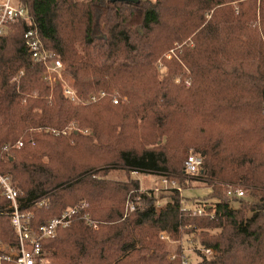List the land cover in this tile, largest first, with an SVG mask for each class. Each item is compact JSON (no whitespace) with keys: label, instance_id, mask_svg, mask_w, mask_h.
Listing matches in <instances>:
<instances>
[{"label":"trees","instance_id":"trees-1","mask_svg":"<svg viewBox=\"0 0 264 264\" xmlns=\"http://www.w3.org/2000/svg\"><path fill=\"white\" fill-rule=\"evenodd\" d=\"M236 1L239 13L229 6ZM20 5L79 99L100 90L127 98L117 105L111 96L73 104L63 85L50 86L32 61L26 23L10 24L0 37V171L17 189L20 210L31 213L33 233L80 202L98 223L93 231L73 219L42 241L44 258L50 264H193L182 248L167 258L164 233L170 241L193 236L200 259L194 264H264V0ZM189 38L192 47L183 44ZM174 44L183 46L158 79L154 64ZM15 77L18 91L10 83ZM190 154L201 164L187 176ZM111 171L158 176L184 189L203 185L209 193L193 204L202 214L183 212L178 192L158 210L138 181L107 179ZM228 188H241L244 196L228 197ZM129 199L134 211L122 220ZM8 205L0 192V242L14 248Z\"/></svg>","mask_w":264,"mask_h":264},{"label":"built area","instance_id":"built-area-1","mask_svg":"<svg viewBox=\"0 0 264 264\" xmlns=\"http://www.w3.org/2000/svg\"><path fill=\"white\" fill-rule=\"evenodd\" d=\"M24 22L26 23L28 29L23 35L24 46L31 56L34 63L41 65L45 69L44 79L47 81H53L54 83L60 82L63 85V94L67 97L73 104H82L78 98L74 89L67 84L62 75L63 65L61 61L56 58L55 54L51 51L45 49L42 41L37 35L34 26V19L31 17L25 8L20 5V0H0V37L5 35L8 31L10 24ZM105 94L102 93L101 97ZM95 95H92L88 101L95 102ZM116 103V101H115ZM33 145V143H32ZM23 146L22 141L16 144V147L20 148ZM5 150L8 147L4 148ZM201 164V159L190 154L184 163L183 173L187 176L195 175L199 171ZM0 192L2 197L8 201L9 205L6 209L7 215H9L11 225L17 235L18 245L14 248L7 247L6 249L12 251L13 255L8 254L6 251L0 249V262L1 261H14L16 264H43L44 252L42 249V241L46 239H53L57 235L58 229H64L68 227L72 219L78 216L79 211L77 208H69L64 211L58 218H54L38 228L36 233H33L30 228L31 213L22 212L18 204V191L13 186L11 179L7 175H3L0 171ZM147 197H155L159 193H173L178 192L180 195L182 193V188L178 185L176 181H169L165 178L161 179V186L153 190H141ZM228 197H243L244 192L241 189L228 188ZM38 206H46L45 202H39ZM84 206H88L85 204ZM134 211V202L130 199L126 203L125 208V218L126 215ZM182 211L187 212L193 216L201 215L202 209L184 206L182 202ZM86 219V217H85ZM89 222V220H87ZM95 228L96 225L92 224ZM162 240H168L166 234H161ZM204 254L208 257L212 256L214 253L212 250H204ZM175 256H172L173 260ZM184 263H186V260Z\"/></svg>","mask_w":264,"mask_h":264},{"label":"rangeland","instance_id":"rangeland-1","mask_svg":"<svg viewBox=\"0 0 264 264\" xmlns=\"http://www.w3.org/2000/svg\"><path fill=\"white\" fill-rule=\"evenodd\" d=\"M156 1L157 0H140V2H142V3H155ZM241 1H247V0H241ZM256 1L258 2V0H256ZM238 3H239V1H236V2L229 4V6H231L232 10L234 11V13H239ZM242 10H245V9H242ZM209 13H213V11L209 12ZM256 13H258V12H256ZM209 18H210V14H207L206 19L208 20ZM190 40H191L190 38L185 40L183 44L188 43V46L192 47V42ZM183 44L182 45L174 44V46L171 50L167 51L165 54H163L155 62L154 68H155L158 79H161L162 76L166 73V63L173 60V59H176V51L179 50L183 46ZM184 72H185V77H186V74H188L189 71L184 69ZM20 74H22V73H19V75ZM45 76H47V75H46L45 69H44V77ZM181 80H182V78L180 76L175 78L174 84L179 85ZM185 81H186L185 86H189V79L185 78ZM47 82L50 86H52L54 84L53 81H50V82L47 81ZM10 83L12 85L13 84L17 85L18 84V78L17 77L12 78L10 80ZM17 91H18V85H17ZM103 91L104 90L95 91V93L93 92L92 95L96 96L95 102H98L101 99L108 97V96L112 97V103L114 105H117L118 103L125 104L127 102V98L121 97V95L115 90L113 91L112 95L107 94L106 92H103ZM102 93L105 94L104 97H101ZM89 99H87V100L80 99V101L82 103L80 105H87L89 103H93V102L88 103V101H92ZM115 101H116V103H115ZM74 129L77 132L79 131L76 128H74ZM80 132L83 133L84 135H89V136L91 135V133L87 130L80 131ZM20 141H22L24 143L23 140H20ZM192 152H193L192 150L189 151V153H192ZM106 178L110 179V180H116V181H126L128 179H133V180L138 181L140 188L142 190H153L155 188H159L161 186V179H162V178L160 179L158 176H152V175L146 176V175L135 174V173L127 175L123 171H111L106 176ZM181 188H182V193H181V195L180 194L179 195L181 198H183V205L184 206L193 207V204H195V203H203L204 197L209 193V189L204 187L203 185H196L193 187L190 185H187L186 189H184L183 187H181ZM171 195H172V193H168V192L164 193L163 192V193H159L155 196L156 206H157L158 210L163 208L166 205V203H168L170 201ZM85 204H87L88 206H84ZM234 206L238 207L237 204H234ZM71 208H77L79 211L78 216L75 218H78L79 220L84 221L87 224V226L90 227L93 231H96L98 229V223L93 221L90 217V206L87 202H80ZM125 208H126V206H125ZM124 213H125V210H124ZM85 217H86V219H85ZM124 219H125V215L123 216L122 220H124ZM87 220H89V222H87ZM72 221H73V219H72ZM93 223H94V225H96V228L92 225ZM159 239H161V235H159ZM162 241L165 243V251L167 253V258L169 260H172L171 257L175 256V253L178 250V248H182L183 249L182 251L185 252L186 255L189 257V259L191 260V263L194 264V263H197L200 261V259L195 254L196 250L199 248V245L192 242L193 236H185L179 241H170L169 239L168 240H162ZM8 246H9L8 244L0 242V249L2 251H6L10 255H13L12 251H9L6 249ZM50 262L51 261H50L49 255H47V257L44 258L43 264H50Z\"/></svg>","mask_w":264,"mask_h":264},{"label":"water","instance_id":"water-1","mask_svg":"<svg viewBox=\"0 0 264 264\" xmlns=\"http://www.w3.org/2000/svg\"><path fill=\"white\" fill-rule=\"evenodd\" d=\"M111 3L119 2V3H131L138 4L140 0H109Z\"/></svg>","mask_w":264,"mask_h":264},{"label":"crops","instance_id":"crops-1","mask_svg":"<svg viewBox=\"0 0 264 264\" xmlns=\"http://www.w3.org/2000/svg\"><path fill=\"white\" fill-rule=\"evenodd\" d=\"M161 179V178H160Z\"/></svg>","mask_w":264,"mask_h":264}]
</instances>
